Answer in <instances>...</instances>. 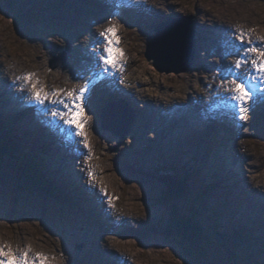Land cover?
<instances>
[{
    "label": "rangeland",
    "instance_id": "1",
    "mask_svg": "<svg viewBox=\"0 0 264 264\" xmlns=\"http://www.w3.org/2000/svg\"><path fill=\"white\" fill-rule=\"evenodd\" d=\"M176 1L172 3L173 13H179L177 6L174 5L179 2L183 4L188 13L174 16L168 14L167 9H165L166 11L163 10L164 19L161 18V21L149 30L142 28V25H140L143 13L139 7H135L136 9L131 12V16L126 21H122L124 12L120 7L122 4L118 2L114 4L117 15L107 21L121 30L118 35L124 36L127 34L128 41L126 42L130 41V46L135 49L133 56L140 60L137 63L139 72L142 70L148 71L153 78L157 79L161 87L168 85L172 91V94L169 92V96L175 97L176 94L178 95L181 92L182 96L189 98L197 92L204 97L208 91L213 90V87L220 83L216 75L222 74L223 69L217 67L218 62L226 67V64L231 65L236 59V56L229 55L225 57V54L224 56L221 54L227 37L228 41H231L229 37L234 31L220 25L219 27L210 26L211 28L205 29L207 32H200L199 38H202L203 41H198V35H196L198 34V28H195V25L197 23L201 24L202 21L192 14L196 12L195 8L201 10L202 16L211 11L232 13L234 22L237 25L245 17L254 18L253 20L257 23L261 19V21L263 20V28L260 29L264 30V0ZM99 2L103 4V0ZM146 6H149V4ZM93 8L96 7H94L92 0H0V48L2 52L7 51L10 55L20 54L19 59L26 57V55L32 58L38 50V57L42 50L41 41L47 40V42L53 43L55 38L44 35L39 39L37 35H34L35 30L40 29L43 31V27L55 30L61 27V33L66 38L72 37L73 30L82 31L81 21L86 24L89 23L88 21H92L95 16V13L92 12ZM111 10L113 11V8L109 11ZM257 13L262 14V18ZM99 24V22H95L90 26V29L96 30L95 28L100 27ZM179 31L186 34L185 40L181 37L182 44L186 41V51L183 46L177 50L175 45L172 50L169 48L168 36L180 34ZM29 32L30 34H28ZM137 32H139L142 39L138 36L140 40L136 39V41L134 38L137 36ZM29 35H32V37ZM202 35H205V37H202ZM84 37H87V34L75 38L83 40ZM57 42L59 41L57 40ZM84 45L87 47V43ZM88 47L93 51V45H88ZM147 47H149L148 50ZM213 47L216 52L209 51ZM119 48L125 54V44L119 45ZM55 49L52 55L45 54L43 56V63L58 68L67 63L71 54L79 60V54L74 50ZM185 52L187 53L186 60L183 58ZM177 53L181 55L182 59L177 57ZM146 54L147 56H145ZM199 57L204 59L206 63L203 60L201 61ZM5 58L6 55L0 57V62L6 61ZM189 61L192 62V66L188 70L177 72V69L186 66ZM27 62L30 63L28 60ZM201 62L204 64L201 65ZM73 63L76 66L78 65L74 59ZM125 66L126 63H124V68ZM132 68L133 70L136 69L135 66H132L130 70ZM130 70L129 72H131ZM212 75H215L214 78L211 77ZM144 76L148 77V75ZM141 79L143 80V76ZM109 80L111 82V79ZM126 80V78H123V83H120V80L116 79L113 84L127 90L132 85ZM208 85H212V87L208 88ZM143 87L148 88L147 86ZM109 90L110 86L106 85V90L103 93V97L104 95L105 97L102 98V102L98 103V112L95 115L90 112L93 115L85 131L90 144L91 155L92 152L98 150L102 151V154L109 153L110 158L113 159H104L102 155H99L90 162L94 170L93 168L89 169L93 171L94 179H101L100 184L105 185L104 189H106L107 195H111L113 189L115 196L120 197L117 198L116 203L111 202L112 207H109L108 201H105V207L101 211L102 216H107L114 207L121 211L124 209V213H118L115 217L116 219L124 218L123 220L129 227L125 229L124 236L127 233L129 235L124 237L112 234V237H108V241H105L103 245L98 240L95 243L100 246H95L93 252L91 249H89V252L86 250L87 245H89L88 241L92 238L91 235H87L85 240L79 237L67 240L64 237L66 229L74 231L76 228L75 230H77V228L89 225L91 219V212L87 209L91 189L85 186L83 179L81 180L79 176V173L81 174L79 168L82 169L79 161L85 159L88 149L84 150L81 148L82 145L78 146L74 142L72 147L55 149L51 143V147L48 149L49 145L45 141L43 145L46 148L44 151L42 149V152L38 150L37 146L35 148L32 146L35 139H37L39 145H42V136L39 134L40 128L36 130L24 128L20 131L17 127V121H14L13 117L3 114L4 118H2L0 114V127L7 124L13 130V137H10L11 143H14L13 145L17 150L25 154L27 158L30 155L35 156L33 161H36L35 164L41 170L39 171L41 180L36 182L35 179L31 180V176H26L16 168L13 169L6 161H0V240L3 241H0V245H10L14 250H18V248L22 250L28 246L31 248V253L40 252L46 255V251H43V249L47 246L51 248V245L55 242V245L56 243L57 245L53 251L54 259L49 256V264H92L94 256L99 251H101V254L106 251L105 248L103 249V246H106L105 244L117 246L120 243L125 244L126 248L130 250L129 253L131 252V257L133 256L129 264H264V209L259 213L250 208L249 211L246 210L247 213H244L246 208L240 205V202L245 197V191L239 193V190L243 188L241 189L237 183H225L219 167L212 166L215 161L213 152L219 151L223 155V163L227 161L226 164L232 165L229 170L236 181L238 178L241 180L239 177L241 174L242 179L243 175L248 177L249 180L256 176L259 179L258 181L264 184V101L258 100L256 102L258 105L256 103V105H253L254 110L249 114V120L242 122L236 120L231 126L226 122L223 127L224 133H217V131H213V133L210 131L211 125L208 120L204 119V116H198L195 112L196 107L199 106L197 104L198 100L196 101L197 106L192 103L183 104L181 102H178L175 106L164 105L162 102L150 105L145 99L130 94L133 100L132 107L130 105L129 107L127 105L126 107L122 106L124 112L119 115L117 111L115 113L113 110L116 106L115 103L111 102V98L116 97V92ZM0 91L6 98L11 96L9 91L1 89ZM127 91H131V89ZM93 94L97 96V90ZM215 100H217L216 96L212 101ZM16 103L20 104L19 102ZM94 103H96L94 100L89 102L91 106ZM6 104L4 109H8V106H14L12 102ZM32 109L36 113L38 112L36 106ZM13 110L11 109V111ZM183 110L184 118L180 119L179 112ZM104 114L106 124L103 127L101 116ZM116 114L119 116L117 117ZM196 118H199L196 121L197 123L195 122ZM215 119L214 123L219 126V130L222 126V120L216 123ZM47 120L39 114L34 122L38 123L39 127L52 131V127ZM130 120H132V125L125 135ZM185 120L187 124L180 126L181 121ZM43 122L46 123V126ZM61 126L64 127V125ZM195 127L194 130L190 129ZM59 128L54 133H57L58 136H61L62 133L67 136L69 129L65 127V131L60 132ZM136 128H143L144 136L137 142L135 141V146L137 145L136 147L141 149L147 148L148 151L126 154L127 164L132 165L133 169H126L124 165H122L124 166L123 169L119 168L117 166L120 163H117L116 158L117 156L122 157V154L118 152L132 145L131 142L134 139ZM98 129L112 136L108 147L104 146L105 149L101 145L98 147L97 145L100 143L95 142L94 135ZM214 130H217V128ZM191 131L198 132V136L192 137ZM207 134L208 136L205 138ZM215 135H217L216 138H214ZM219 142H222V147L215 148ZM181 148L188 150V152L181 154L179 150ZM211 148L214 150H211ZM241 152L245 156L241 159L240 157L237 158L236 155ZM70 154L76 158L68 160ZM18 157L21 160L26 159L21 153H18ZM201 159L208 160V162L206 164L201 163L199 162ZM8 160L15 167L14 161L10 158ZM136 160L138 163L134 162ZM60 163H64V166H59ZM65 164L68 165L65 166ZM106 165L111 167L110 174L102 173L103 168L107 167ZM214 167L218 172L216 174L212 173ZM95 168H99L100 171ZM136 169L143 170L144 174ZM74 170L78 173L76 174ZM173 172L186 177L187 196L173 200L172 204L159 202L161 194H165V185L160 181V176L164 173L172 174ZM67 179L72 182L77 181L81 188V194L73 193ZM213 183H217L218 186ZM249 189L252 190L251 187ZM257 189L264 191V186L259 185ZM203 190L204 194L201 193ZM198 193L201 195L200 198H198ZM195 194L196 197H194ZM248 200H251L250 195L246 194V201ZM172 206L178 212L187 213L189 211V214H191L192 209L198 212L197 221L203 227L205 239L200 248L192 251L197 254L196 257L186 254L184 246L181 245V243L187 244L186 242H179L170 235L167 236L165 231L161 230V227H167L172 223ZM129 208L139 211L144 218L147 216L149 218L143 219L146 222H140L142 224H139V214L131 215L127 213L126 210ZM98 210L100 209H97V214L100 215ZM252 211L256 212V216H253V218L251 217ZM254 212L252 215H254ZM171 225H174V222ZM133 226L136 228L134 232H131L130 229L134 228ZM151 227L153 229H150ZM120 229L123 230L122 227ZM95 250L98 251L96 254ZM91 252L93 259L89 254ZM61 253H63V256H61ZM107 254L111 256L109 252ZM99 257L103 260L106 259L104 255ZM113 260L115 262L114 258ZM117 261L118 264L125 263L121 262L120 258H117Z\"/></svg>",
    "mask_w": 264,
    "mask_h": 264
},
{
    "label": "bare ground",
    "instance_id": "2",
    "mask_svg": "<svg viewBox=\"0 0 264 264\" xmlns=\"http://www.w3.org/2000/svg\"><path fill=\"white\" fill-rule=\"evenodd\" d=\"M99 1L100 0H92V2L94 3V7H96V8H93L94 10H92V12L95 13V16L92 19V21H88L89 23H87V24L85 22L81 21V25L83 28L82 31L73 30V32L71 34L72 37L66 38L61 33L62 32L61 27H59L58 29H55V30H53V29L49 30L46 27H43L44 32L41 31L40 29L35 30L36 32H34V35H37V37L39 39L44 37V35L45 36H51V37L55 38V41L53 43L47 42V40H42V41L40 40L41 44H42V46H41L42 50H41L40 55L38 57H37V51L38 50L36 51V53H34L32 58H29L30 56L26 55V57L24 56L23 58L19 59V57L21 56L20 54L10 55L7 53V51H5V53L2 52V50L0 48V57H5V55H6V58H5L6 61H4L3 63L0 62V89L5 90V91H9L11 93V96L8 95L9 98H6L2 95V93L0 91V113L8 114L11 117H13L14 121H17V125H18L17 127H19L18 129H20V131L24 128L31 129V130H36V129L40 128L39 134L42 136V139H41L42 145L37 146L38 150H41V151H42V149H43V151L45 150L46 146L43 145L45 143V141L49 145L48 149L51 147V143H52V146L54 147V149L55 148H61V147L69 148V147L73 146V143L66 141L64 139L65 136L63 135V133L61 136H58L57 133H54V131L58 127H63V126H61V125H63L62 121H58L57 122L58 126L56 128H52V131L41 128V126L39 127L37 125L38 123L34 122V120H36L39 117V113L38 112L36 113L32 109L34 107V105L29 106L28 105L29 103L24 99V97L27 95V91H25V93H21L18 91V89L21 86H24L23 81H17L15 87H11L12 82L16 76H23L26 73L36 72L35 73V79H38L40 81V84L43 85L46 88V90H48V91H51V90L57 89V88L58 89H64V90H70V89L82 86L83 80L75 79L74 77L77 75V73H80L85 78H88L91 71H92L91 67L93 65V51L90 49V47H88V45L94 46V40H95V37L98 35L99 31L103 30L104 28L108 27L111 24L109 21H107L108 17L111 16L112 18H114L117 15V12L114 10V8L116 7V6H114V4H116L118 2V0H103V2H102L103 4H101V2H99ZM175 2H177V1L176 0H143L142 5L139 6V9H141V11L143 13V15H141L142 21L140 23V25H142V28H146L149 30L155 24H157V22L161 21V18L164 19L165 16L163 14V12H164L163 10H165V9H167L168 14L174 15V16H177V15L182 14V13H188V11H186L185 7L183 6V4L181 2H179L178 4L177 3L174 4L175 6H177V11L179 13H177V14L173 13V4L172 3H175ZM148 4H149V6H146ZM120 7L124 12V14L122 16V21H126L131 16V12H134V9H136L135 7L126 6V5H121ZM111 8H113V11L112 10L109 11ZM195 10H196V12H195L196 14L195 13H192V14L195 16V18H199V20L202 21L201 24L197 23L195 25V28H198V34H196V35H198V37H197L198 41H203L202 38H199L200 32H207V30H205L206 28H208L210 26L211 27H216V26L219 27V25L222 27L229 28L234 32H238L239 30L242 29L245 33H247L251 37V39L254 43H259L258 38L261 36H264V30L260 29V28H263V23H262L263 20L261 21V19L257 23V21L253 20L254 18H246L245 17V18H243V20L241 22H238V25H237L234 22V17H233L234 15L232 16V13L211 11V12L205 13L202 16V12H200L201 10H199L198 8L197 9L195 8ZM88 12H90V11H88ZM257 14L260 16V18H262V14H259V13H257ZM101 20H103V21L101 22ZM95 22H99L100 27L95 28L96 30L90 29V26L92 24H95ZM256 23H257V25H256ZM120 32H121V30L117 29V33L119 34ZM225 32H226V30H225ZM41 33H42V35H41ZM137 33L138 34H137V36H135L134 39L135 40L139 39V38L142 39V37L139 35V32H137ZM179 33L180 34H173L176 36V40L178 41L181 37L183 38V40H185L186 34L181 33L180 31H179ZM28 34H30V32ZM83 34H87V37H84L83 40H78L75 38L76 36H83ZM29 36L32 37V35H29ZM138 36H139V38H138ZM172 36L170 37V35H169L168 36L169 39L167 40L169 48L171 50L173 49V46H174V43L171 41ZM118 37H119V45H122L123 43L125 44L126 51L124 54V58H125L124 63H126V66H125L122 73H117V76L122 75L123 78L127 79L126 81L132 85L131 88L130 87L128 88L129 90L131 89V91H127L128 89L124 90V89L118 87V85H115L112 82H110L109 79H106L104 82L98 84L95 88V90H97V92H98V95H97L98 97L94 96L93 93H92V97H91V100L96 101V103H94V105H92V106L90 104H88V109L90 110V112H93L94 115L99 110L98 103L102 102V98L105 97V95L103 97V93L106 90V85H109L110 90H113V92H116V97L111 98V102L115 103L116 106H114L113 110L115 111V113L117 111V113L119 115H122V112H124V111H122V106L126 107V105H127L129 107V105H130L132 107L133 100H132L131 95H134V97H137V98L140 97V98L145 99L146 101L149 102L150 105H155L158 102H162L164 105H169V106H175L178 102H181L183 104L192 103L194 106H197V104H198L199 106L196 107L195 112L198 114V116H204L203 118L208 120L209 124L211 125V129H210L211 132L217 131V133H219V132L224 133L225 130L223 129V127L226 124V122H228L230 126L232 124H234L233 122L236 120H237V122H242L241 120H238L237 116L234 115V109H231V108H215L213 106V103L207 102L210 98V95H211V99L214 98V96H215L214 90H215L216 86L213 87V90L208 91L206 95L204 94L205 95L204 97L197 92H195L194 96L189 97V98L182 96L181 92H179L180 94L178 93V95L176 94L175 97L169 96V94H170L169 92H171V94H172V91L169 89L168 85L165 87H161L160 84L158 83L157 79L153 78L152 74H150L148 71L142 70L141 72H139L137 63L140 60L135 58V56H133V53H135V49L130 46L131 45V43H129L130 41L128 43L126 42V41H128L127 34H125L124 36L118 35ZM202 37H205V35H202ZM56 39L59 42H57ZM233 39H234V37H233ZM246 39H247V37H246ZM226 40L228 43H227V46H226V44L223 45L224 49L222 48L223 52L221 53V54H223V56H224L226 51L230 50L231 44H232V41H228V37ZM32 41H35V40H32ZM32 41H30V42H32ZM48 41H50V40H48ZM180 41H181V39H180ZM85 43H87V47L84 45ZM208 43H210V42H208ZM236 43L238 44L239 42H236ZM180 45H181L180 47L183 46L184 47L183 49H185V51H186V48H185L186 47V41L184 42V44H180ZM135 47H137V46H135ZM55 48L74 50L77 52V54H79L78 55L79 60L75 59V57H74L75 55L71 54V55H69V60L67 61V63H65L64 65H62L58 68H56V67L54 68L50 65H47L45 62L43 63V58H44L43 56L45 54H51L52 55V53L54 52L53 50ZM177 49H180V48L176 47V50ZM211 50L215 51L214 47L210 48L209 51H211ZM176 52H178V51H176ZM206 53H207V51H206ZM178 55H180L179 53H177V57L182 59L181 55L180 56H178ZM231 56H235V55H231ZM183 58L187 59V53L186 52L183 55ZM73 59L76 61V63H78L77 66L75 65V63H73ZM200 59H201V61L203 60V62H205L204 59H202V58H200ZM27 60L30 61V63H28ZM203 62H201V65L204 64ZM132 66H135L136 69L133 70V68H132L130 70V67H132ZM226 66H228V65L226 64ZM129 70L131 72H129ZM31 71H33V72H31ZM202 72H204V71L202 70ZM130 74H133V75L129 77L128 75H130ZM144 75H148V77H145ZM142 76H143V80L141 79ZM214 76L212 75L211 77L214 78ZM217 76L218 75H216V77ZM143 86H147L148 88H144ZM28 87H30V85ZM14 100H16V101H14ZM197 100H198V103L196 104ZM8 102H12L15 106V109L11 112L7 111L10 108L3 109V107L6 106L7 105L6 103H8ZM16 102H19L20 104H17ZM262 105H263V103H262ZM14 106H12V107H14ZM9 107H11V106H9ZM55 107H59V106H55ZM118 114H116L117 117L119 116ZM45 118H47V117H45ZM179 118L180 119L184 118V110L179 112ZM93 119L95 120V118H93ZM197 119H199V118H196V120L194 119L195 122L197 121ZM214 119H215L216 123H218L220 120H222V126L219 130H218L219 126L214 123ZM145 120L149 121L148 119H145ZM146 121H144V122L147 123ZM43 124L46 126L45 122H43ZM185 124H187L186 120L181 121V123L179 125L185 126ZM104 126H105V124H104ZM141 126H143V125H141ZM215 128H217V130H214ZM190 129L194 130V129H196V127L190 128ZM185 130H188V129H185ZM134 131H135L134 137H133L134 139L131 142L132 145L129 147L123 148L122 150H120L118 152V153L122 154V157L117 156V158H116L117 163H120L119 166H117L119 168L123 169L125 166L126 169H129V168L133 169L132 165L127 164L126 156H125L126 154L127 155L128 154H137V153H142V152L148 151L147 148L141 149V148L136 147L137 145L135 146V144H136L135 141L137 142L139 139H141L144 136L143 128H139V129L136 128ZM4 132H5V130H4ZM105 132H107V131H105ZM204 132H205V130H204ZM158 133H160V132H158ZM197 133L198 132H196V131L190 132L192 137L198 136ZM206 136H208V134L205 135V138H206ZM216 137H217V135L214 136V138H216ZM111 138H112V136L110 134L107 135L106 133L100 131L99 129L96 131V133L94 135L95 142L100 143L97 146L100 147V145H101V147H103L104 149H105V147H108V144L112 140ZM175 141H176V139H175ZM179 144H180V142H179ZM244 146H245V144H244ZM81 148H83V147L81 146ZM179 150H180L181 154H185V152H188V150H185L182 148ZM211 150H214V149L211 148ZM243 150H245V149H243ZM101 152L98 150H95L94 152H92L91 159H89L87 162L85 161V159L84 160L81 159V161H79L80 166L82 168L84 167L83 172L81 171V168H79V170L81 172V174L79 173L80 179L81 180L83 179L85 186L87 188L91 189L90 190L91 194L89 197L90 202H89V205L87 208L91 212V215H90L91 219H90V222L88 223L89 225H85L84 227L77 228V230H75L76 229L75 228L74 231H68L66 229V233L64 235V237H66L67 240H70L73 238H78V237L82 240H85L87 235H91L92 238H90V240L88 241L89 245H87V247H86V250L88 252H89V249H91V251L93 252L94 251L93 248L95 246H100L99 244L95 243L96 241H98V240L101 241L100 244L103 245V243L105 241H108V239H107L108 237H112V234L124 236L125 229L129 228L127 226V224L125 223V221L123 220L124 218L123 219H121V218L116 219V217H115V216H117L118 213L119 214L121 212L124 213V211H125L124 209L121 211L117 207L116 208L114 207V209L109 211V214L107 216H105V217L102 216L101 211L105 207L104 204H105V201H107V198L101 193V189H104L105 185L102 186V184H100L101 179H99V178H95L92 181L88 180L87 172L91 171L90 169H92V168L94 170V167L92 165H90L91 160L93 158L99 156V155H102V158H104V159L110 158L109 153L102 154ZM242 152L239 155H236V157L237 158L240 157V159L243 158L245 155L243 156ZM213 154L215 155V158H214L215 161L212 164V166L219 167V170H221V175L225 179V183L226 182H229V183L231 182V184L237 183V184H239L238 186H240L241 189L243 188L242 190H239V193L245 191V197H243L241 202H240V205H243L246 208L244 213H247L250 208L256 212L258 211L259 213H261L262 212L261 210L264 209V191L257 189V187L259 185L264 186V184L262 182L260 183L258 181L259 180L258 177H256V176L253 179L251 178V180H249L248 177L243 175V179H242L241 174L239 176L241 178V180H239V178H238V180L236 181L234 176H232L231 171L229 170V168H231L232 165L226 164L227 161L225 163H223L222 153L219 151H217V152L214 151ZM63 156H65V155H63ZM193 156H194V154H193ZM72 158L75 159L76 157L74 155L70 154L67 159L70 160ZM110 159H113V158L111 157ZM134 162L138 163L137 160ZM199 162L206 164L208 162V160L201 159ZM209 163H211V162H209ZM86 164L88 165L87 167H86ZM61 165L64 166V163L59 164V166H61ZM67 165L68 164H65V166H67ZM122 165H124V166H122ZM110 168L111 167H109V166L103 168L102 173L110 174V172H109ZM95 169L97 171H100L99 168H95ZM136 170L140 171L144 174L143 170H139V169H136ZM74 172L76 174L78 173V171H76V170H74ZM96 173H98V172H96ZM212 173H214V174L218 173L215 167H214V170H212ZM107 176H109V175H107ZM106 182H108V181H106ZM242 182H243V185H242ZM67 183L73 189V193L74 192L77 194L80 193L81 188H80V185L77 183V181L72 182V181L67 179ZM90 183L94 184L95 187L94 188L89 187L88 185ZM250 187L254 192L249 189ZM89 189H87V190H89ZM248 190H250V191H248ZM111 192H113V193L111 195H107V196L112 198L111 202L116 203L117 198H120V197L115 196L113 189ZM48 193H50V192H48ZM246 194L250 195L251 200L246 201ZM115 205H117V204H115ZM257 207H260V208H257ZM97 209H100V210H98L100 215L97 214ZM247 209H248V211L246 212ZM254 211H252V213ZM126 212L130 213L131 215H135L138 213L139 217H140V219L138 220L139 224L145 223L146 221H144L143 219L149 218L148 216L144 218L139 211L132 210V208H129L128 210H126ZM256 212H254V215H252V213H251L252 218H253V216H256ZM140 222H142V223H140ZM120 227L123 228L122 231H121V229L119 230ZM135 228L136 227L131 228L130 229L131 232L132 231L134 232ZM150 229H153V228L151 227ZM128 235L129 234L127 233L124 237H127ZM0 241H2V240H0ZM5 241H7V240H5ZM2 242H1V244H2ZM25 243L23 244L24 246H25ZM18 245H19V243H18ZM56 245H57V243H56ZM56 245L54 242L51 245V248H50V246H47L43 249V251H46L45 252L46 255L48 254V257L54 256L53 251L55 250ZM105 245L106 246H103V249L105 248L106 251L102 252V254H101V251H99V253L96 256H94V259L92 258V252L89 253V254H91V259H93V261L92 260L91 261L93 263L96 262L98 264H114L116 262L118 264L117 258H120L121 262H125L124 264H129V262H131V259H133V256L131 257V254H130L131 252L129 253L130 250L126 248L125 244L122 245L120 243L117 246L116 245L114 246V244L113 245L105 244ZM18 250H19V248H18ZM65 250H66V248H65ZM96 250H97V247H96ZM96 250H95V254L98 252ZM107 252H109L111 254V256H109L107 254ZM31 254H33V253H31ZM72 255H74V254L72 253ZM101 255H104V258H106V259L103 260V258H100L99 256H101ZM113 258L115 259V262H114ZM53 262H54V260H53Z\"/></svg>",
    "mask_w": 264,
    "mask_h": 264
},
{
    "label": "snow or ice",
    "instance_id": "3",
    "mask_svg": "<svg viewBox=\"0 0 264 264\" xmlns=\"http://www.w3.org/2000/svg\"><path fill=\"white\" fill-rule=\"evenodd\" d=\"M118 3L139 7L143 0H118ZM108 19L111 20L112 17ZM229 39L232 44L230 50L225 52V57L235 55L236 59L233 64L226 67L218 62V68H222L223 71L222 74H218L220 83L214 90L217 100L213 102L210 95L209 102L213 103L215 108L234 109V115L239 120L247 121L250 118L249 114L254 110L253 105L258 100L264 101V36L258 38L259 43H254L251 37L241 29L238 32H232ZM225 43L227 46L228 42ZM118 45L116 25L110 24L99 31L94 40L92 71L88 78L77 73L74 78L83 80L82 86L77 88L48 91L38 79H35L34 73L16 76L11 85L15 87L17 81H23L24 86H21L18 91L21 93L27 91L24 99L36 106L41 116L48 118L47 122L52 128L58 126V121L63 122L64 127H60L59 131L64 132L65 127L69 129L64 139L88 149L85 155L86 162L91 159L90 144L85 129L93 115L88 110L92 93L96 86L106 79H111L112 83L119 79L120 83H123L122 75L117 76V73L123 72L125 58ZM207 87L211 88L212 85ZM81 171L83 172L84 169L82 168ZM87 177L89 181H92L94 173L88 171ZM88 186L95 187L91 183ZM101 193L107 198L109 207H112V198L107 196L106 189H101ZM0 264H49V257L40 252L31 254L30 247L14 250L10 245L4 244L0 245Z\"/></svg>",
    "mask_w": 264,
    "mask_h": 264
},
{
    "label": "trees",
    "instance_id": "4",
    "mask_svg": "<svg viewBox=\"0 0 264 264\" xmlns=\"http://www.w3.org/2000/svg\"><path fill=\"white\" fill-rule=\"evenodd\" d=\"M9 127L7 124H3L2 127H0V161H6V163L8 165L10 164L9 166H12L13 169L16 168L18 171L23 172L26 176H31V180L35 179L36 182L41 180L39 177L41 175L39 174V171H41L39 169L40 167L35 164L36 161H33L35 160V156L30 155L28 156V159L25 154L16 149L15 145H13V143H11L12 141H10V137H13L14 133ZM17 153H21V155H23L26 159L21 160ZM8 158L14 161L15 167L10 163ZM160 181L165 185V194H161L159 202L172 204L171 202L173 200L187 196L188 188L186 187V177H182L175 172L172 174L164 173L160 176ZM213 184L217 186V183ZM201 193L204 194V190ZM197 195L198 198L201 197L199 193ZM197 195L195 194L194 197ZM171 214V222H174V225H171V223L167 227H161V230L165 231L167 236L170 235L179 242H186L187 244L181 243V245L184 246L186 254L196 257L197 254L192 251L200 248L205 239L203 227L197 221L198 212L194 211V209H192L191 214H189V211L187 213L178 212L176 208L172 206Z\"/></svg>",
    "mask_w": 264,
    "mask_h": 264
},
{
    "label": "water",
    "instance_id": "5",
    "mask_svg": "<svg viewBox=\"0 0 264 264\" xmlns=\"http://www.w3.org/2000/svg\"><path fill=\"white\" fill-rule=\"evenodd\" d=\"M180 39L177 41L176 40V36L175 35L172 36V40L171 41L174 43L175 47H180L181 46L180 44H182V43H181ZM148 49H149V47H147V50ZM145 56H147V54ZM184 60H186V59L184 58ZM191 65H192V62L189 61V63L186 66H183V67L177 69V72L186 71V70H188L191 67ZM101 122H102V125L104 127V124H106L105 114L103 116H101ZM131 125H132V120H130L129 123H128V127H127V129H126V131L124 133L125 135L128 133Z\"/></svg>",
    "mask_w": 264,
    "mask_h": 264
}]
</instances>
